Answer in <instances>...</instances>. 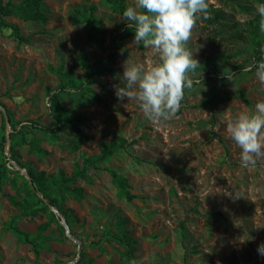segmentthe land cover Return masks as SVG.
I'll list each match as a JSON object with an SVG mask.
<instances>
[{
    "label": "rangeland",
    "instance_id": "374dc122",
    "mask_svg": "<svg viewBox=\"0 0 264 264\" xmlns=\"http://www.w3.org/2000/svg\"><path fill=\"white\" fill-rule=\"evenodd\" d=\"M134 2L125 0V5ZM207 2L224 18L211 21L208 13L196 21L186 44L199 64L188 74L193 86L185 89L181 107L170 120L155 123L135 101L117 100L114 86L120 85L125 62L148 67L159 62L158 54L133 42L123 16L112 12L105 0H41L45 21L24 22L14 15L5 19L29 42L18 44L9 30L0 31V132L3 122L5 136L11 132L9 118L53 129L49 93L59 94L63 106L72 110L74 97L61 91L67 81L83 84L96 98L83 93L91 101L79 109L86 116L81 131L89 140L79 150L67 147L74 137L66 128L55 135L33 131L15 147L16 161L45 176H69L84 158L99 153L101 143L123 139L126 147L89 171L91 183L77 180L71 185L83 189L80 201L67 190H55L74 239L65 230L62 234L46 212L20 215L10 198L19 200L29 180L24 169L10 162L0 175V264H125L122 248L107 237L118 229L134 239L138 264H264V256L256 251L264 243V158L255 167H241L240 149L225 130L227 118L248 114L256 102L264 101V87L255 76L254 44L247 36L255 31L251 21L260 20L261 3ZM84 5L94 6L96 28L76 15ZM112 42L125 52L110 60L111 73L91 83L81 55L93 66L106 57L103 48ZM261 48L264 41L256 51ZM240 64L243 69L234 70ZM208 99L213 124L211 110L199 106ZM29 140L37 141L46 154L30 152ZM4 156L7 159L6 151ZM108 170L127 179L132 201L116 196ZM12 220L27 242L7 228Z\"/></svg>",
    "mask_w": 264,
    "mask_h": 264
},
{
    "label": "trees",
    "instance_id": "16d2710c",
    "mask_svg": "<svg viewBox=\"0 0 264 264\" xmlns=\"http://www.w3.org/2000/svg\"><path fill=\"white\" fill-rule=\"evenodd\" d=\"M259 3H264V0H257ZM109 5L112 12L122 15L123 10L126 8L125 0H105ZM94 6H82L81 9L75 11L78 15L79 20L91 26V28H96L98 21L92 16L94 12ZM208 13H211L210 20L214 21L216 19L223 20V14L220 10H213L208 8ZM17 16L20 20L24 22H43L46 20V16L41 11V0H8L3 2L0 0V31L7 29L10 31L12 38L18 44H28L29 38L23 36L20 33V30L14 24L8 23L5 21L6 18L11 16ZM252 28L255 31H249L247 36L252 39L254 44V58L258 63L261 60V52L256 50L260 48L262 42L264 41V33L259 31V21L254 19L251 21ZM131 30V29H130ZM240 39H245V36H239ZM103 51L106 53V57H101L98 62L93 66L89 65L86 57L81 55L82 65L89 70L87 79L92 83L95 82V79L101 74L111 73L109 68L110 60L118 53L125 52L122 47L117 46L115 42H112L108 47L103 48ZM234 70L240 71L243 69V65H237L233 67ZM63 75V73H60ZM67 85L61 86L62 93H68L74 97V106L72 110H69L63 106L60 102L59 94L49 93V103L51 115L50 118L54 124L53 129H48L44 126H41L33 121H30L29 125H20L19 122H14L9 118V125L11 132L8 134V139L10 141V161L14 162L16 166H19L21 169L25 170V173L29 177L30 184L24 181L23 185V196H20L19 200L14 201L13 197L10 198L11 203L18 207L20 215L35 217L38 211L46 212L50 218V221L57 225V228L63 234L64 228L59 224V219L52 209L57 210L60 215L65 219L67 226H69L68 218L66 211H60L57 204L56 198L54 196L55 190L61 188L70 192L73 197L80 201L83 196V189L78 187H71L74 185L77 180H82L86 183H91L93 181L92 174H89V171L98 170L99 165L111 157L113 152L125 149V140H120L118 142L111 143H101L99 146V153L97 155L88 156L83 159L81 165H75L72 172L69 176H65L62 172H59L56 177L51 175L45 176L44 172L35 173L29 166L22 165L16 161V152L14 151L21 143L26 142V136L31 134L33 131H38L40 134H51L55 135L57 132L61 131L63 128L67 129V133L74 137L71 141L68 142V148L71 151H77L80 147L88 142V137L84 135L81 131V128L86 120L85 113L80 112L85 104H90V99H85L83 96L84 92H90L89 95H93L94 99L95 94L89 91L83 84L80 86H72L69 81ZM69 84V85H68ZM199 106H207L211 112L212 117L210 123L213 124L214 120V108L212 105V99H208L200 102ZM9 115V113L7 112ZM10 116V115H9ZM19 126V128L17 127ZM5 124L4 122L1 125L0 132V175L3 176L7 171V159L4 156L5 146L7 144V137L5 136ZM28 128L30 130H28ZM29 146V151L36 153L38 156H42L45 153L38 146V142L35 140L27 141ZM16 172V171H15ZM111 183L115 189L116 196L122 198L127 202H130L134 199V195L131 194L130 188L127 182V179L124 178L121 174L113 170L107 171ZM18 172H16L17 174ZM213 216H218L214 214ZM7 228L11 230L14 234L19 237L24 238V241H28V237L15 225L12 220L7 225ZM70 228V227H69ZM108 239L114 241L117 245L122 248V255L124 257L125 264H138L135 257L136 247L135 241L122 229H118V232H108ZM36 252V250H35ZM83 255L81 254V257ZM83 264H90L89 261H86Z\"/></svg>",
    "mask_w": 264,
    "mask_h": 264
},
{
    "label": "clouds",
    "instance_id": "9594fccd",
    "mask_svg": "<svg viewBox=\"0 0 264 264\" xmlns=\"http://www.w3.org/2000/svg\"><path fill=\"white\" fill-rule=\"evenodd\" d=\"M207 0H135L122 16L133 32V42L151 48L158 54V63L124 64L114 86L119 101H135L143 116L150 122L170 120L180 109L185 89H191L189 73L199 66L186 47L198 19L208 16ZM259 31L264 33V3L257 7ZM256 64L255 76L264 87V48ZM248 71V69H245ZM228 138L240 149L241 167H255L264 158V101L255 103L250 113L227 118ZM227 193V192H226ZM228 195V193H227ZM264 256V243L257 246Z\"/></svg>",
    "mask_w": 264,
    "mask_h": 264
},
{
    "label": "water",
    "instance_id": "95a60500",
    "mask_svg": "<svg viewBox=\"0 0 264 264\" xmlns=\"http://www.w3.org/2000/svg\"><path fill=\"white\" fill-rule=\"evenodd\" d=\"M4 111V110H3ZM4 115H6L5 114V111H4ZM8 131H6V137H7V144H6V148H5V151H6V154H7V159H8V161H10V157H9V148H10V141H9V139H8ZM11 162V161H10ZM20 169V168H19ZM22 170V169H21ZM23 171V173H25V170H22ZM25 175H26V177L28 178V180H29V177L27 176V174L25 173ZM29 184H30V180H29ZM55 214H56V216L58 217V219H59V224L64 228V230L65 231H67V234L69 233L68 232V226H67V224H66V222H65V220L64 219H62L56 212H54ZM68 236L71 238V239H74L70 234H68Z\"/></svg>",
    "mask_w": 264,
    "mask_h": 264
},
{
    "label": "built area",
    "instance_id": "2783aa9c",
    "mask_svg": "<svg viewBox=\"0 0 264 264\" xmlns=\"http://www.w3.org/2000/svg\"><path fill=\"white\" fill-rule=\"evenodd\" d=\"M11 165V163H10V161L8 162V166H10Z\"/></svg>",
    "mask_w": 264,
    "mask_h": 264
}]
</instances>
